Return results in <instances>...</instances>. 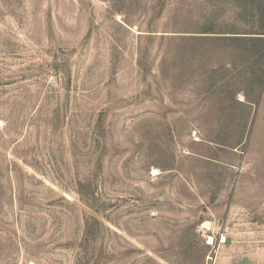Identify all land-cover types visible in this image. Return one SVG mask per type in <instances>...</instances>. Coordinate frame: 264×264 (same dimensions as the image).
I'll use <instances>...</instances> for the list:
<instances>
[{
	"label": "rangeland",
	"instance_id": "1",
	"mask_svg": "<svg viewBox=\"0 0 264 264\" xmlns=\"http://www.w3.org/2000/svg\"><path fill=\"white\" fill-rule=\"evenodd\" d=\"M257 251L264 0H0V264Z\"/></svg>",
	"mask_w": 264,
	"mask_h": 264
},
{
	"label": "crops",
	"instance_id": "2",
	"mask_svg": "<svg viewBox=\"0 0 264 264\" xmlns=\"http://www.w3.org/2000/svg\"><path fill=\"white\" fill-rule=\"evenodd\" d=\"M215 264H264V254L259 251L252 252L251 255H231L224 257Z\"/></svg>",
	"mask_w": 264,
	"mask_h": 264
},
{
	"label": "water",
	"instance_id": "3",
	"mask_svg": "<svg viewBox=\"0 0 264 264\" xmlns=\"http://www.w3.org/2000/svg\"><path fill=\"white\" fill-rule=\"evenodd\" d=\"M230 242V239L227 237L225 238V243H229Z\"/></svg>",
	"mask_w": 264,
	"mask_h": 264
},
{
	"label": "bare ground",
	"instance_id": "4",
	"mask_svg": "<svg viewBox=\"0 0 264 264\" xmlns=\"http://www.w3.org/2000/svg\"><path fill=\"white\" fill-rule=\"evenodd\" d=\"M156 170V169H155ZM155 174V173H154ZM210 240H209V242H211L212 241V238L210 237L209 238ZM224 238H223V236H222V240H223ZM225 240V239H224Z\"/></svg>",
	"mask_w": 264,
	"mask_h": 264
}]
</instances>
